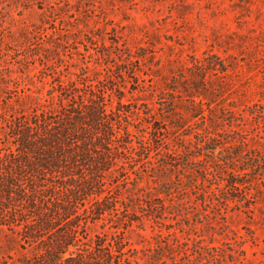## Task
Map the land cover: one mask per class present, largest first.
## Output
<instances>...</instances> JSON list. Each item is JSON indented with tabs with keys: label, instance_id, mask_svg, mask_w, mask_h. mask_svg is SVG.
<instances>
[{
	"label": "rangeland",
	"instance_id": "374dc122",
	"mask_svg": "<svg viewBox=\"0 0 264 264\" xmlns=\"http://www.w3.org/2000/svg\"><path fill=\"white\" fill-rule=\"evenodd\" d=\"M87 72L116 79L131 100L127 109L138 112L135 128L145 131L151 121L163 127L159 153L169 157L158 154L154 165L141 168L149 179L170 174L189 181L191 170L201 173L198 169L216 162L215 172H202L205 181L187 183V190L166 197L164 204L156 198L151 208L135 200L133 218L140 222L133 231L117 233L126 243L122 257H135L124 264H264V0H0V77L13 92L46 99L61 78ZM203 74L214 86L207 90L218 95L211 104L212 126L192 119L187 125L194 123L193 129L168 130L154 120L174 121L167 111L184 108L165 85L188 90L197 83L193 77ZM137 87L143 92L132 90ZM166 98L173 99L169 110L163 109ZM197 129L219 133L216 143L224 148L213 155L212 143L195 148L204 140L193 132ZM244 150V159L230 164V152ZM248 163L257 166L241 170L248 173L238 178L245 184L231 190L224 180L228 169ZM153 187L150 182L149 195ZM180 198L183 204L174 205ZM127 217L113 211L106 221L89 218L83 231L90 238L109 236L116 230L111 225L122 226ZM157 241L167 249L157 248Z\"/></svg>",
	"mask_w": 264,
	"mask_h": 264
},
{
	"label": "trees",
	"instance_id": "16d2710c",
	"mask_svg": "<svg viewBox=\"0 0 264 264\" xmlns=\"http://www.w3.org/2000/svg\"><path fill=\"white\" fill-rule=\"evenodd\" d=\"M200 70L206 73L207 66L201 63ZM120 71L125 74L127 69ZM1 78L0 116L4 117L0 122V249L5 252H0V264L133 262L135 257H122L127 252L126 243L117 236L121 230L133 231L140 222L133 218L138 213L135 200L146 201L153 208L156 198L164 204L166 197L187 190V183L205 181L202 172L208 175V171H216V162L212 161L198 169L201 173L191 170L193 177L189 181L174 180L170 174L149 179L141 168L154 165L160 154L157 140L163 127H158L157 121H151L145 131L134 127L138 112L127 109L131 100L114 84L116 79L99 74L91 77L89 72L74 80L61 78L44 99L25 91L13 92ZM193 79L197 83L188 85V90L169 85L163 88L184 103L181 113L176 108L167 111L174 121L166 116L154 119L164 122L168 130L186 126L193 129L194 123L187 125L192 119L204 120L206 125L209 120L208 126L216 122L212 120L215 114L211 104L218 95L209 92L214 86L204 74ZM132 90L143 92L141 87ZM172 101L166 98L165 102L168 105ZM163 109L169 110V105ZM129 114L133 118L125 119ZM193 132L204 135L195 148L212 143V155L217 148H224L216 143L219 133L204 129ZM138 139L141 142L137 145ZM229 144L233 146V141ZM244 152L247 151L230 152V164L233 160L242 161ZM160 155L169 157L167 152ZM197 156L200 155L192 158ZM128 157L131 162L126 161ZM256 166L248 163L244 169H228L226 185L231 190L239 189L245 183L238 178L248 175L241 170L250 171ZM162 167L168 170L167 164ZM150 182L156 187L152 188L155 193L149 195ZM122 201L127 205L119 207ZM183 202L184 198H180L173 204L179 206ZM113 211L128 215L123 223L127 226L117 223L111 225L116 230L109 236L88 237L83 228L89 218L106 221ZM182 212L177 210L178 215ZM156 246L166 250L168 244L157 241ZM5 259L8 261L3 263Z\"/></svg>",
	"mask_w": 264,
	"mask_h": 264
}]
</instances>
